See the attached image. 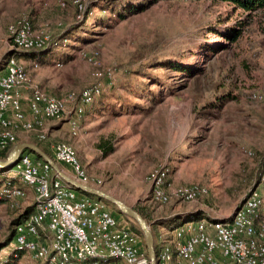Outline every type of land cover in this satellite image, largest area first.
<instances>
[{
	"label": "rangeland",
	"instance_id": "obj_1",
	"mask_svg": "<svg viewBox=\"0 0 264 264\" xmlns=\"http://www.w3.org/2000/svg\"><path fill=\"white\" fill-rule=\"evenodd\" d=\"M73 1L0 0V32L24 18L36 28L48 25L55 35L79 26L69 40L59 42L47 61H42L37 73L30 74L33 86L52 97L60 99L71 93L80 94L93 84V73L97 71L115 73V85L103 81L101 102L105 100L107 109L93 114L103 121L110 119L111 122L97 128L94 134L108 135L117 153L107 169L98 170L97 165L93 170L87 167L93 179L101 182L95 188L117 184L123 192L117 188L116 191L123 197L148 194L151 199L152 176L156 171L169 168L172 158L183 160L190 149L199 151L192 148L197 146L196 137L202 135L199 126L212 125L218 120L213 115H219L220 121L215 126L220 125L222 132L214 139L217 153L207 155L205 148L193 155L188 161L191 168L186 173L191 182L179 186L208 188L205 204L209 205L211 214L222 215V219L230 218L242 207L254 189L259 190L264 201V184L259 185L260 166L264 163V104L251 100L254 91L264 93V11L246 14L221 2L171 0L121 19L113 11L119 0H91L93 16L78 23ZM61 2L67 4L66 8ZM31 15L41 22L37 24ZM58 23L64 25L62 30L56 28ZM214 25H219V29L234 26L242 34L236 43H230L213 34ZM216 46L226 49L208 52ZM83 54L93 57L94 63H89ZM175 64L185 65L193 75L175 72L172 68ZM188 103L192 114L191 132L181 139L182 128L177 129L175 144L172 139L168 144L167 128L153 129L152 125L159 120L158 115H167L171 109H176L177 121L181 120L178 116L186 115ZM88 113L92 114L89 110ZM80 119L79 134L83 117ZM78 135L73 134L70 124L56 135L49 132L44 143L47 154L53 158V145H71L70 138ZM246 151L254 155L248 156ZM96 154L95 158L100 157V153ZM201 157L208 159L201 160ZM210 166L215 177L212 184L206 185L201 182L207 178L203 177L206 169L202 168ZM59 167L66 172L62 165ZM8 203L11 207H0V245L12 236L11 222L25 211L17 208L15 201ZM105 203L133 229L139 228L112 204ZM261 217L264 219V202ZM151 230L155 239L157 229L151 227ZM8 247L0 251L1 256L8 255L12 246ZM19 263L38 264L35 260Z\"/></svg>",
	"mask_w": 264,
	"mask_h": 264
},
{
	"label": "built area",
	"instance_id": "obj_2",
	"mask_svg": "<svg viewBox=\"0 0 264 264\" xmlns=\"http://www.w3.org/2000/svg\"><path fill=\"white\" fill-rule=\"evenodd\" d=\"M66 5L61 2L63 8ZM90 5L91 0L72 2L78 23L84 22ZM45 26L36 28L26 18L10 26L13 51L46 50L59 45L55 31ZM56 28L62 30L64 25L58 23ZM83 56L94 63L93 57ZM93 78V84L80 94L55 98L34 87L25 66L11 56L0 69V151H10L18 143L19 132L35 133L40 141L47 142V122L67 120L73 134L78 135L80 118L103 95V81L116 83L112 70L97 71ZM251 100L264 104V93L254 91ZM52 150L54 160L68 169L70 173H65L73 179L91 187L101 184L82 165L73 146L56 143ZM247 154L254 155L250 151ZM169 173V168L163 167L152 176L151 201L155 204L196 202L209 194L208 188L200 185H172ZM6 177L9 181L0 189V201L12 203L15 196L25 197V192L12 183L17 181L34 190L38 206L36 215L15 227L12 249L29 254L38 264H151L141 236L129 223L104 201L71 189L48 163L25 154ZM263 184L264 164L259 185ZM263 202L259 190L254 189L232 221L185 223L173 231V246L161 248L157 264H264ZM6 257L0 254V264Z\"/></svg>",
	"mask_w": 264,
	"mask_h": 264
},
{
	"label": "crops",
	"instance_id": "obj_3",
	"mask_svg": "<svg viewBox=\"0 0 264 264\" xmlns=\"http://www.w3.org/2000/svg\"><path fill=\"white\" fill-rule=\"evenodd\" d=\"M34 16V17H33ZM32 20H36L37 24L41 22L40 18L37 17L35 19V15H31ZM7 23H4V26H6ZM3 33L0 32V69H3L6 64V58L7 55L10 54L13 49L9 41L8 37V30L7 28H3ZM19 61L25 66L26 70L32 75L37 73L41 69V65L37 60L34 59H23L19 58ZM47 61V60H46ZM60 64V63H58ZM62 64V63H61ZM35 65H38V67H35ZM35 78V77H34ZM55 96H57V93H53ZM25 109L28 110V105L27 103L24 104ZM213 117L216 119L218 118L217 121H214L212 125H202L199 126V129H202V135H199L196 137L198 140L196 141L195 144L197 146L192 147L194 150H199V151H192V149L189 150V153H186L184 156V159L182 158H172L169 166L170 170V181L173 183V185L179 186L182 183H189V181L186 178V173H188V170L191 168L190 165L188 164L189 159L191 160L193 155L196 153L203 152L204 149L206 148L207 155L210 154L211 156L215 155L218 151L217 148V143L214 141V139L219 138L220 133L222 132V129H219V126L216 127L215 124L216 122L220 121L219 115H213ZM157 118L159 119L156 124L152 125L153 129H160L166 127L168 130V144L170 139H172V144H175V133L177 129L182 128V135H179L181 139H185L187 134L191 132L192 128V114H191V105L188 103V109L186 115L183 117L178 116L181 120L177 121V115H176V109H171L167 113V115H158ZM104 119H101V117L97 118L95 114H89L86 112V114L83 116V120L81 123V132L78 135V137H71V145L73 148L76 150L79 160L82 163V165L87 169H96L95 165H97V169H107L109 165L112 163V156L117 153L116 149L107 156L103 154L104 149H100L99 145L101 141L103 140H110L109 146L114 148V144L112 140L107 137L108 135H104L103 137H97L100 135H95V131L97 128L100 126L104 125L106 122H111L110 119H107L106 121H103ZM99 122V123H97ZM180 122L182 123V126H180ZM110 125H113L111 123ZM65 126H69V122L67 120H63L61 122H47L46 127L48 130V138H49V132L50 135H56L60 132V130L64 129ZM160 139H164V137L161 135ZM39 141L38 135L35 133H29V132H19L18 133V143H34ZM17 143V144H18ZM194 144V145H195ZM216 144V145H214ZM216 146L217 149H214ZM53 153V150H51ZM91 152V154H90ZM100 153V157H96L97 154ZM247 152V151H246ZM103 154V155H101ZM170 154V153H167ZM53 155V154H52ZM190 156V157H188ZM187 158V160L185 159ZM205 158L207 160V157H201ZM60 165V164H59ZM65 169V168H64ZM202 169H206L203 173V177H207L204 181H201L203 184L210 185L213 183L214 175L213 171L211 170L210 167H204ZM65 171L70 173L68 169H65ZM88 171V170H87ZM89 172V171H88ZM90 174V173H89ZM91 175V174H90ZM19 187L25 192V197L23 199H17L15 200V205L17 204V208L26 210L32 205H35V193L34 190L27 186L26 184H19ZM116 188L119 189L117 184H113L111 187L110 185H105L102 186L100 189L105 191L106 193L124 201L127 205L133 207V208H139L142 210V212L145 214L147 217V221L150 223L151 227H154L157 229V236L155 237V242L159 245L160 248H163L165 246H173V232L166 231L163 227L159 225L160 221L167 220L169 218H172L174 216L178 215H185L188 213H194L198 211L204 212L207 217L211 219H222V215H218L217 213L211 214L208 210V206L205 204V199L206 197H209V195L201 197L196 202H189V203H184V202H179V201H172L169 204L165 206H158L152 203L150 196L148 194L144 195L143 197L141 196L142 194H138L135 197L132 196H127L123 197L118 194V191H116ZM119 191L122 193L123 190ZM141 196V197H140ZM2 206H10L8 202L0 204V207ZM12 223V222H11ZM142 238V237H141ZM143 239V238H142ZM143 241V240H142ZM144 247V242L142 244ZM33 258L25 253L19 262L21 260H32ZM20 264V263H19Z\"/></svg>",
	"mask_w": 264,
	"mask_h": 264
},
{
	"label": "trees",
	"instance_id": "obj_4",
	"mask_svg": "<svg viewBox=\"0 0 264 264\" xmlns=\"http://www.w3.org/2000/svg\"><path fill=\"white\" fill-rule=\"evenodd\" d=\"M165 1H171V0H119L117 1V4L115 2L114 4V9L113 11L115 13L119 14V17L121 19H125L126 17L130 15H134L136 13H141L144 12L149 6L158 4L160 2H165ZM194 1H213V2H221V3H226L234 7L235 10L242 11L243 13L246 14H252L256 13L258 11H264V0H194ZM124 4H128L127 6H124ZM92 10L90 9L86 19L90 18L91 15L90 13ZM219 25H214L212 32L214 35L217 37L223 38L226 41H229L230 43H236L238 39L241 36V29H238L237 27L234 26H226L224 29H219ZM79 29V26H72L68 28L65 32L61 33L60 35H55V40L58 42H63L65 40H69L74 33H76ZM56 47H50L46 50H30L28 52H15L13 51L9 55L11 56H16L18 59L23 58V59H34L37 60L40 64L43 63L44 61L48 60L50 56L54 53L56 50ZM218 49H221V46H216L215 48L210 47L208 49V52H213L215 53ZM226 48L222 47L221 50H225ZM9 56V57H10ZM43 61V62H42ZM172 68L175 72L181 73L183 75L189 74V76L193 75L191 73V70L186 67L185 65L181 64H175L172 65ZM104 98V94L94 102L92 106L89 107L90 113H101L102 111H105L107 108L105 106V100L103 102L102 99ZM224 98V97H223ZM108 102V101H107ZM111 107V106H110ZM87 110V112H88ZM110 140H103L101 141L99 148L104 149L103 154L107 156L108 154L112 153L114 151V148L109 146ZM44 143L45 141H37L35 144L40 147L43 151L47 153V148H45ZM9 151H0V159H6L8 156ZM24 154H28V151H26ZM37 160L43 161L40 157L35 156ZM54 159V158H53ZM263 164L260 166V173L263 172ZM5 172V173H4ZM7 170H2L0 169V188L7 182L9 181L6 177ZM261 176V174H260ZM13 184H16L19 186V182L17 181H12ZM93 197V196H91ZM8 202L6 200H1L0 204ZM116 211L120 214L117 208H115ZM138 213H140L145 219L147 217L145 214L142 212L141 209L139 208H134ZM38 213V206L32 205L29 208H27L24 212L19 214L11 223L10 229L12 230V236L11 238L4 244L0 245V251L4 249L5 247L8 248V246L11 244L12 239L15 234V227L27 220H29L32 216L36 215ZM209 219L207 215L202 212H194V213H188L185 215H178L174 216L172 218H169L164 221H160L159 225L163 228H165L169 232H173L176 229L180 228L187 222H196V221H201ZM142 238H144L141 230L139 228L134 229ZM155 251L157 258L160 256L161 248L159 245L155 242ZM147 253V252H146ZM25 254V252L16 250V249H11L9 254L7 255L6 259L1 263V264H18L19 260L21 257ZM148 256V253H147Z\"/></svg>",
	"mask_w": 264,
	"mask_h": 264
},
{
	"label": "water",
	"instance_id": "obj_5",
	"mask_svg": "<svg viewBox=\"0 0 264 264\" xmlns=\"http://www.w3.org/2000/svg\"><path fill=\"white\" fill-rule=\"evenodd\" d=\"M13 52V51H12ZM11 52V53H12ZM17 52V51H15ZM8 54L6 58L7 60L12 56ZM28 151V154L38 156L40 157L44 162L48 163L55 173L61 177V179L73 190H76L79 193L85 194L87 196H93L101 201H105L109 204H112L115 208L118 209L120 214H124L131 218L133 221H135L141 230L144 240H145V246L147 248L148 257L151 264H157V255L155 251V239L154 235L151 230V225L147 222V220L138 213L133 207H130L122 200L106 193L100 188H95L91 186H86L75 179H73L71 176H69L67 173H65L61 167L55 162V160L48 155L45 151H43L40 147H38L34 143H18L16 144L8 153V156L6 159H0V169L2 170H11L13 167L16 166V164L19 162L20 158L25 155L24 153ZM241 207L237 208L234 214L230 218H225L226 220L232 221L237 212L240 210ZM211 219V218H209ZM216 220H222V219H216Z\"/></svg>",
	"mask_w": 264,
	"mask_h": 264
},
{
	"label": "bare ground",
	"instance_id": "obj_6",
	"mask_svg": "<svg viewBox=\"0 0 264 264\" xmlns=\"http://www.w3.org/2000/svg\"><path fill=\"white\" fill-rule=\"evenodd\" d=\"M56 162V161H55ZM57 163V162H56ZM5 173V172H4Z\"/></svg>",
	"mask_w": 264,
	"mask_h": 264
}]
</instances>
